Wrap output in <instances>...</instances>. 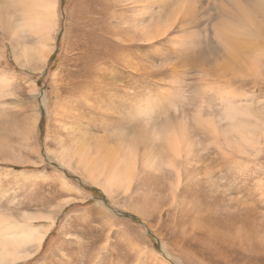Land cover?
Returning a JSON list of instances; mask_svg holds the SVG:
<instances>
[{
	"label": "rangeland",
	"instance_id": "obj_1",
	"mask_svg": "<svg viewBox=\"0 0 264 264\" xmlns=\"http://www.w3.org/2000/svg\"><path fill=\"white\" fill-rule=\"evenodd\" d=\"M229 1L58 0L46 62L0 18V217L54 221L20 264H264V0H234L242 66L213 37ZM20 6L0 0L12 24ZM228 91L261 117L256 150L226 134ZM102 145L129 171L105 189L74 164Z\"/></svg>",
	"mask_w": 264,
	"mask_h": 264
},
{
	"label": "bare ground",
	"instance_id": "obj_2",
	"mask_svg": "<svg viewBox=\"0 0 264 264\" xmlns=\"http://www.w3.org/2000/svg\"><path fill=\"white\" fill-rule=\"evenodd\" d=\"M16 1L18 5L22 6V7L20 6L22 10L20 24L16 25L13 23L14 24L13 25L12 24L13 21L9 23V18L7 16H4L0 12V18L3 19V24L1 25L5 26V28L9 31L10 35H12L14 38L15 36L19 37L21 31L26 32V34L27 33L30 34L31 36L34 37V39L37 38L38 41V45L36 46L37 49L34 50L28 48L22 49L24 60L26 61L30 60L32 58L31 54L34 51H39V53L38 52L37 53L39 54L38 56L42 60L40 58L38 59L40 60V62H46L48 60L49 55L52 52L54 33L57 23L56 7L58 0H16ZM229 2L230 3L226 6L222 5L221 7H218L219 10L216 11V15H217L216 24L220 28L218 27V29H216L217 27L216 28L214 27L213 37L216 39L217 46H220V48L222 49L224 48L226 51L229 52L230 60L240 59L239 63H241L242 66V58H243L242 54L244 50H248V51L250 50L249 45H251V43L246 41L243 42L240 39L235 38V29L237 30V33L239 35L240 29L246 28V23L242 19H240L237 22L236 19V23H237V28H236L234 10L233 12L231 11L232 8L233 9L235 8V1L230 0ZM259 2H260L259 0H255V4L257 3L259 4ZM180 10H184L183 12L182 11L179 12V17L182 19V21H186V20L190 21V18L193 16V15H188L190 11H187L186 7L185 9L184 7H181ZM0 23L2 22L0 21ZM251 29L253 28L251 27ZM145 31L147 33L145 37H149V35L151 34L148 32V29H145ZM247 31L249 32L251 31L249 29V26L247 27ZM224 32L225 35L229 37L225 41L220 40V39H224L222 38ZM22 43H24V41ZM209 47L210 46H208V48L205 49L206 52H209L206 53L208 58L210 55H213L210 54V52H214V49L212 48H210L209 51ZM215 48L217 49L216 46ZM208 58H206V60ZM232 63H234V65H237V62H232ZM225 66L227 65L225 64ZM4 82L5 79L0 78V92H2L5 88ZM233 96L234 93L228 91L224 96L219 97V100L221 101V105L225 106L224 111L221 114V118L222 120H226L228 122L227 128H229V132H227L226 134L232 131H236L237 137L241 138L245 144L249 145L251 150H253L254 148L256 150L257 148L256 146L258 142L257 141L258 130H256V128L259 121H261V117H259L260 115L258 116L256 114H253L248 108H244V111H239V108H235V106L232 105L235 99ZM200 111L201 110L199 109L198 113ZM217 130L218 132H220V129L217 128ZM181 134L183 135L182 131ZM173 137L176 139L175 134H173ZM119 145L120 146L118 147V149L120 151V147L122 146V143ZM126 145L128 146L129 144L126 143ZM134 145L135 144H133V146ZM171 145L172 143H170V146ZM133 146H132L133 149L131 148L130 150L136 151ZM105 147L107 148V146L102 145L99 148H96L91 158L89 157L88 159H84L80 157L81 156L80 154H76L80 156L79 159L74 158L75 163L72 158L65 156V153L62 151L59 153V156H57L56 158L57 161H59V163L66 164L65 166H68L69 168L71 167V163L76 164L77 167H81L80 169L83 172V176L85 177V179L88 181L90 180L94 185L100 186V183L103 182L102 185L104 186V189L110 188L115 185L117 186V184H120L122 181L124 182L125 180H127L128 178H124V177L129 176V171L126 167L127 165L125 163V160L121 159V157L124 154L122 156H119V154L122 153L118 152L116 149L115 151L113 148L110 149L113 150L111 152V151H106ZM122 147L121 149H124V146ZM86 150H88V148H86ZM131 151L130 153H132ZM133 155L135 161L136 154L133 152ZM124 158L125 157H123V159ZM141 163L144 165L152 166L151 165L152 163L146 160L142 161ZM37 220L48 223L51 222L54 224V221L51 217L44 219L37 216H23L21 220H16L11 216L0 217V264H20L23 261L28 262L31 260V258L34 257V254H32V249L35 247L36 249L40 248L48 232V229H46L45 226L36 227L34 225V223L38 222Z\"/></svg>",
	"mask_w": 264,
	"mask_h": 264
}]
</instances>
